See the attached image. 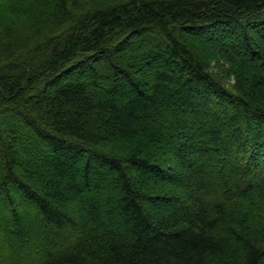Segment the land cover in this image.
Segmentation results:
<instances>
[{"label": "trees", "instance_id": "trees-1", "mask_svg": "<svg viewBox=\"0 0 264 264\" xmlns=\"http://www.w3.org/2000/svg\"><path fill=\"white\" fill-rule=\"evenodd\" d=\"M0 264H264V0H0Z\"/></svg>", "mask_w": 264, "mask_h": 264}]
</instances>
